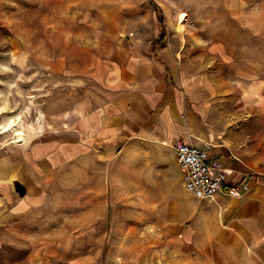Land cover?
<instances>
[{
	"label": "crops",
	"instance_id": "crops-1",
	"mask_svg": "<svg viewBox=\"0 0 264 264\" xmlns=\"http://www.w3.org/2000/svg\"><path fill=\"white\" fill-rule=\"evenodd\" d=\"M249 8L250 0L228 6L230 15L242 17ZM152 42H121L120 50L93 55L81 74L53 75L55 86L58 77L65 81L64 131L36 135L43 131L39 115L33 130L24 129L29 142L17 146V161L0 163V209L5 218L29 226L3 233V243L25 251L23 258L3 264H264V77L243 68L229 71L223 82L238 95L226 90L218 110L212 95L221 89V79L212 69L201 73L203 54L217 61L216 41L202 45L192 70L166 40L155 51ZM229 114L236 116L231 122ZM177 140L204 149L227 184L238 186L237 194L199 199L189 193ZM59 176L66 206H72L74 193L81 194L83 223L112 206L107 194H113L111 200L123 201L130 211L131 231L76 236L93 237L99 244L92 247H42L41 241L70 239L47 231L49 226L35 227L50 207ZM107 236L160 242L161 248L114 249L110 257L112 249L100 243Z\"/></svg>",
	"mask_w": 264,
	"mask_h": 264
},
{
	"label": "rangeland",
	"instance_id": "rangeland-1",
	"mask_svg": "<svg viewBox=\"0 0 264 264\" xmlns=\"http://www.w3.org/2000/svg\"><path fill=\"white\" fill-rule=\"evenodd\" d=\"M233 4L234 0H0V129L18 117L14 130L28 143L24 129L26 133L33 130L41 115L43 131L36 135L64 131L65 81L58 77L55 86L53 75L81 74L93 55L104 56L118 50L121 42L154 41L161 30L165 32L164 40L186 57L184 66L190 70L196 67L194 57L205 49L202 45L216 41L217 61L210 62L203 54L205 71L201 73L212 69L218 74L221 89L217 94L213 91L212 98L218 110L223 109L224 95L229 90L223 80L229 71L243 68L264 77V0H250L249 15L245 16L244 9V17L230 15L228 6ZM159 44L151 43L152 50ZM206 52L211 56L209 48ZM233 85L237 89L238 83L234 81ZM225 118L231 122L236 116L229 114ZM211 120L215 122V118ZM19 145L22 144L13 141L10 132L0 130V163L17 161ZM54 186L57 192L51 194L50 207L42 210L41 223L35 227L44 230L49 226L47 231L69 234L66 239H70L41 241L42 247L47 248L48 243H61L72 249L86 244L92 247L99 244L93 237L85 241L76 236L83 232L108 235L131 231L130 211L122 208L123 201L111 200L113 194H107L112 206L97 210L93 219L83 223L81 194L74 193L72 206L68 207L65 182L60 176L51 188ZM4 212L0 209V264L25 256L24 249L3 243V233H8V228L12 233L24 232L29 227L23 220L5 218ZM47 221L51 225H46ZM108 238L100 243L107 250L112 249L110 257L114 249L133 248L141 252L151 245L157 250L161 248L160 242Z\"/></svg>",
	"mask_w": 264,
	"mask_h": 264
},
{
	"label": "built area",
	"instance_id": "built-area-1",
	"mask_svg": "<svg viewBox=\"0 0 264 264\" xmlns=\"http://www.w3.org/2000/svg\"><path fill=\"white\" fill-rule=\"evenodd\" d=\"M177 161L184 173L186 190L194 197L207 199L217 192L236 195L238 186L227 184L218 163H209L207 152L188 142H175Z\"/></svg>",
	"mask_w": 264,
	"mask_h": 264
},
{
	"label": "bare ground",
	"instance_id": "bare-ground-1",
	"mask_svg": "<svg viewBox=\"0 0 264 264\" xmlns=\"http://www.w3.org/2000/svg\"><path fill=\"white\" fill-rule=\"evenodd\" d=\"M179 31H181V27L178 28ZM19 118L16 117L14 119H10L4 126L1 127V131L3 133L5 132H10L12 134V139L15 141L17 144H23L24 143V137L19 131H15V127L18 126ZM19 132V133H18Z\"/></svg>",
	"mask_w": 264,
	"mask_h": 264
},
{
	"label": "trees",
	"instance_id": "trees-1",
	"mask_svg": "<svg viewBox=\"0 0 264 264\" xmlns=\"http://www.w3.org/2000/svg\"><path fill=\"white\" fill-rule=\"evenodd\" d=\"M164 38H165V32H164V30H161L159 36L152 42L153 46L162 42L164 40Z\"/></svg>",
	"mask_w": 264,
	"mask_h": 264
}]
</instances>
